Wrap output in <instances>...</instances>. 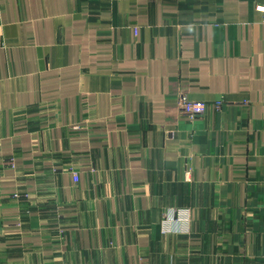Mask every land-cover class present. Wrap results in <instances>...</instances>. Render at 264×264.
Segmentation results:
<instances>
[{"label": "crops", "instance_id": "0c3cea01", "mask_svg": "<svg viewBox=\"0 0 264 264\" xmlns=\"http://www.w3.org/2000/svg\"><path fill=\"white\" fill-rule=\"evenodd\" d=\"M0 264H264V0H0Z\"/></svg>", "mask_w": 264, "mask_h": 264}, {"label": "built area", "instance_id": "2783aa9c", "mask_svg": "<svg viewBox=\"0 0 264 264\" xmlns=\"http://www.w3.org/2000/svg\"><path fill=\"white\" fill-rule=\"evenodd\" d=\"M217 108H221L224 104L222 100H218L216 103ZM208 103L204 100H193L187 93H182L178 98V107L182 114L188 117H197L204 115L208 108ZM76 181H79L77 173L74 174Z\"/></svg>", "mask_w": 264, "mask_h": 264}]
</instances>
